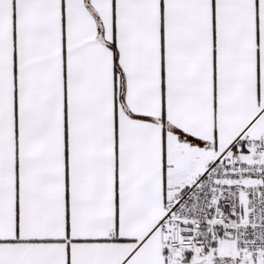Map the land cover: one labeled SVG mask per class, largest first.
Here are the masks:
<instances>
[{
  "label": "snow or ice",
  "instance_id": "snow-or-ice-1",
  "mask_svg": "<svg viewBox=\"0 0 264 264\" xmlns=\"http://www.w3.org/2000/svg\"><path fill=\"white\" fill-rule=\"evenodd\" d=\"M0 264H264V0H0Z\"/></svg>",
  "mask_w": 264,
  "mask_h": 264
}]
</instances>
